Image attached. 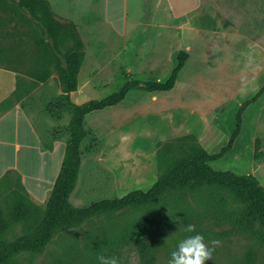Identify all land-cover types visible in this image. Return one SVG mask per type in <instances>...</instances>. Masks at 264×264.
Returning <instances> with one entry per match:
<instances>
[{
	"label": "rangeland",
	"instance_id": "1",
	"mask_svg": "<svg viewBox=\"0 0 264 264\" xmlns=\"http://www.w3.org/2000/svg\"><path fill=\"white\" fill-rule=\"evenodd\" d=\"M45 1L57 20L75 25L83 42L78 87L69 94L77 104L103 98L129 79L163 81L179 52H188L171 90H133L117 105L87 114L92 148L70 196L74 206L147 189L161 173L157 155L162 143L193 134L204 150L215 153L237 125L231 148L209 164L219 171L252 174L264 187V92L241 110L264 83V20L249 25L243 10L233 16L221 10L218 17L205 5L202 16L187 19L188 25L180 20L164 24L169 15L160 8L149 13L145 4L126 10L125 25L115 27L101 13L92 14L95 20L83 18L82 0L73 7L62 0ZM0 15V70L13 78L0 109L20 102L41 136V146L52 149L58 140L52 154L40 152L21 115L9 114L0 121V173L12 164L24 175L23 181L16 169L6 171L4 183L0 180V206L7 212L24 182L29 198L44 208L65 154L71 108L55 70L44 81L34 75L40 69L39 50L29 18L18 12L13 0H0ZM9 82V75L0 73V84ZM95 140L99 145L94 148ZM240 206L223 189L185 188L150 205L96 215L58 230L41 252L20 253L12 264H99L101 255L115 256L119 264H168L179 242L195 234L183 230L188 224L210 247L212 240L220 241L206 264H264L261 226L235 220L232 215ZM149 207L161 216L146 238L151 262L142 259V246L136 244ZM23 229L18 223L5 237L12 240Z\"/></svg>",
	"mask_w": 264,
	"mask_h": 264
},
{
	"label": "trees",
	"instance_id": "2",
	"mask_svg": "<svg viewBox=\"0 0 264 264\" xmlns=\"http://www.w3.org/2000/svg\"><path fill=\"white\" fill-rule=\"evenodd\" d=\"M13 1L18 12L29 18L37 33L34 42L39 50L37 62L40 69L35 71V77L44 81L52 70H55L71 113L65 154L45 207L32 201L22 184L10 210L4 212L0 206V264H12L20 253L41 252L58 230L76 227L96 215L143 207L156 202L167 193L201 186L219 188L230 193L241 204L239 213L232 217L242 223H259L262 231L259 238L264 243V187L252 174L237 175L231 171H219L209 164L231 148L239 132V125L228 143L215 153L204 150L193 134L164 142L157 155L161 173L150 187L134 189L122 196L93 200L83 206H74L70 196L77 185L82 161L92 148L93 136L86 125L87 114L117 105L133 90L150 93L171 90L184 67L188 52H179L175 66L163 81L129 79L103 98L77 104L70 99L69 94L78 87V73L84 61V51L75 25L57 20L45 0ZM2 20L0 15V24ZM263 92L264 83L256 94L242 105L241 110ZM237 118L240 119L238 116ZM98 145L95 140L94 148ZM4 179L5 174L1 177L2 183ZM160 222L161 216L155 207H149L140 220L141 236L137 238L136 244L142 246V259L147 262H151V259L147 258L151 247L146 243V238L150 230ZM18 223L24 225L23 232L12 240L7 239L6 233Z\"/></svg>",
	"mask_w": 264,
	"mask_h": 264
},
{
	"label": "crops",
	"instance_id": "3",
	"mask_svg": "<svg viewBox=\"0 0 264 264\" xmlns=\"http://www.w3.org/2000/svg\"><path fill=\"white\" fill-rule=\"evenodd\" d=\"M64 3H71V7L77 5V0H62ZM81 1V0H80ZM83 9L85 14L82 16L83 18L90 20L94 19L93 15H101L104 17V20L108 21L112 26L115 25H125V13L129 8L139 9L144 8L145 4L147 5L149 13L152 9H162L165 14L169 16H164V24L168 21H176L180 20L182 24H187V19H191L196 21L198 16H202L203 9L205 5H208L209 9H213L217 12L221 10H228L229 16H233V14L238 10H243V19L245 22H249V25L263 22L264 20V0H82ZM89 13V17H88ZM152 15V14H151ZM219 17V14L217 13ZM254 19L252 21H249ZM95 20V19H94ZM260 20V21H258ZM244 22V21H243ZM242 23V22H241ZM93 24V23H92ZM193 24L192 22L189 23ZM246 24V23H245ZM94 25V24H93ZM188 25V24H187ZM116 27V26H115ZM114 27V28H115ZM2 74H8L10 78V82L8 84H0V103L7 98L6 93H10L12 89L13 79L10 73L0 70ZM9 114H12L14 117L21 115L23 117L24 122L26 123L27 130L30 134H32L37 143L38 150L40 152H46L52 154L58 145V140H56L51 146L52 149H47L41 146V136L35 130L31 118L28 116L27 110L25 107L21 105L20 102H17L10 107L0 109V121L4 119ZM16 169L21 173V170L12 165L7 164L5 171L0 173V180L3 174L6 173L9 169ZM22 174V173H21ZM57 176V175H56ZM56 178V177H55ZM22 180L24 181V175L22 174ZM22 181V182H23ZM55 181V180H54ZM54 183V182H53ZM23 186L27 190L24 182ZM53 186V184H52ZM52 188V187H51ZM30 192V189L27 190ZM49 191V187L46 188L44 194ZM31 193V192H30ZM34 195V194H33ZM46 195V194H45Z\"/></svg>",
	"mask_w": 264,
	"mask_h": 264
},
{
	"label": "clouds",
	"instance_id": "4",
	"mask_svg": "<svg viewBox=\"0 0 264 264\" xmlns=\"http://www.w3.org/2000/svg\"><path fill=\"white\" fill-rule=\"evenodd\" d=\"M187 233H195L186 236L179 242L176 249L172 251L168 264H206L212 260V254L215 247L220 244L218 240H212L211 245L205 243L203 235L196 233L195 226L188 224L184 229ZM99 264H119L117 257L99 256Z\"/></svg>",
	"mask_w": 264,
	"mask_h": 264
},
{
	"label": "bare ground",
	"instance_id": "5",
	"mask_svg": "<svg viewBox=\"0 0 264 264\" xmlns=\"http://www.w3.org/2000/svg\"><path fill=\"white\" fill-rule=\"evenodd\" d=\"M5 163V162H4Z\"/></svg>",
	"mask_w": 264,
	"mask_h": 264
}]
</instances>
